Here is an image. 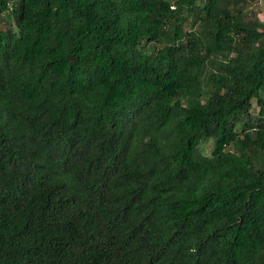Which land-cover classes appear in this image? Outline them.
Here are the masks:
<instances>
[{"label":"trees","instance_id":"16d2710c","mask_svg":"<svg viewBox=\"0 0 264 264\" xmlns=\"http://www.w3.org/2000/svg\"><path fill=\"white\" fill-rule=\"evenodd\" d=\"M255 2L0 0V264H264Z\"/></svg>","mask_w":264,"mask_h":264},{"label":"rangeland","instance_id":"374dc122","mask_svg":"<svg viewBox=\"0 0 264 264\" xmlns=\"http://www.w3.org/2000/svg\"><path fill=\"white\" fill-rule=\"evenodd\" d=\"M254 9L257 11L260 10V12H264V0H256V2L254 4ZM253 104H255V100L253 101ZM254 110H255L254 112L257 111L256 107L254 108ZM210 147H211V142L210 141L206 142L205 143V151L208 152Z\"/></svg>","mask_w":264,"mask_h":264}]
</instances>
